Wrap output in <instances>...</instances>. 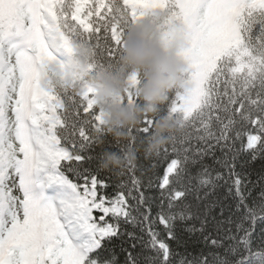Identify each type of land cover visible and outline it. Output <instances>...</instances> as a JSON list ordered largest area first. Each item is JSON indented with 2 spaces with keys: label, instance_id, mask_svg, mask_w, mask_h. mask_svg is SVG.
<instances>
[{
  "label": "snow or ice",
  "instance_id": "1",
  "mask_svg": "<svg viewBox=\"0 0 264 264\" xmlns=\"http://www.w3.org/2000/svg\"><path fill=\"white\" fill-rule=\"evenodd\" d=\"M155 11L165 46L183 27L180 131L105 170L134 145L113 142L90 81ZM79 49L86 72L69 73ZM0 264H264V0H0Z\"/></svg>",
  "mask_w": 264,
  "mask_h": 264
},
{
  "label": "clouds",
  "instance_id": "2",
  "mask_svg": "<svg viewBox=\"0 0 264 264\" xmlns=\"http://www.w3.org/2000/svg\"><path fill=\"white\" fill-rule=\"evenodd\" d=\"M166 20L162 11H155L149 19L139 21L125 38L120 70L99 74L90 81L96 89L95 101L104 113V123L113 142L134 145L132 150L125 152L106 149L101 159L105 170H120L135 164L139 153L145 158L155 155L169 143V136L180 131L177 119L167 114L159 115V106L167 101L169 92L173 89L184 91L188 87L184 76L187 65L177 55L184 44L183 27L180 24L171 26L175 36L165 46ZM89 55L86 49H79L75 61L66 71L84 74ZM137 73L140 83L136 94L140 103L122 104L120 98L129 88V76ZM145 115L156 117L154 131L143 141L134 142L127 130L136 127Z\"/></svg>",
  "mask_w": 264,
  "mask_h": 264
},
{
  "label": "trees",
  "instance_id": "3",
  "mask_svg": "<svg viewBox=\"0 0 264 264\" xmlns=\"http://www.w3.org/2000/svg\"><path fill=\"white\" fill-rule=\"evenodd\" d=\"M176 91H178V90L177 89H173L171 92L168 93L169 100H167L164 104L159 106V115L162 116V115H166L167 114L169 101H170L171 98L174 97ZM111 139H112V137H111ZM113 150L118 151L117 149H113ZM140 162L147 163V159L143 155H141L140 156ZM109 191H111V189H109Z\"/></svg>",
  "mask_w": 264,
  "mask_h": 264
}]
</instances>
